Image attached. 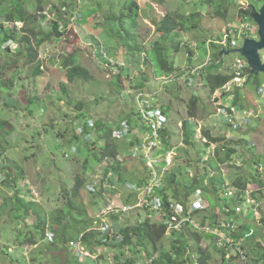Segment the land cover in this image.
Here are the masks:
<instances>
[{"label": "rangeland", "instance_id": "obj_1", "mask_svg": "<svg viewBox=\"0 0 264 264\" xmlns=\"http://www.w3.org/2000/svg\"><path fill=\"white\" fill-rule=\"evenodd\" d=\"M22 1L27 2L26 9L35 12V0ZM43 1L47 11L55 5L60 6V0ZM76 1V12L71 11L66 15L69 18L67 35L62 42L53 43L47 48L44 46L40 50L39 60L35 65L26 66L24 62L19 63V74L9 98V103L12 99L18 108H6L7 100L0 93V119L8 122L7 126L0 127V264H67L68 253L73 254V251H76L75 247L71 249L64 245H57V250L44 252L43 249H50L49 243L52 244L47 239L35 246H25L27 249L19 246L18 239L21 237V232L27 234L34 230L36 216H32V214L35 215L34 212L27 211L32 203L29 201L34 199L32 208L38 204L46 214L63 208L66 204L65 195L66 193L70 195L69 191L74 186L76 175L85 176L84 179L88 180L87 185H96L98 192L105 193L103 199L96 200V195L88 192L87 188L81 192V200L85 202L89 210V219H92L94 223L92 229L101 228V224L97 222L98 217L104 222H109L108 215L124 207L125 201L131 195L130 192L122 185L123 183H120L114 170L105 177V169L115 168L116 161L106 160L98 163L94 160L90 154L92 146H85L87 134L84 127L88 124L92 127V122L96 125L103 121L117 128L122 121L131 119L134 133L145 138L149 132L148 124L136 116L143 100L161 103L165 109L171 108L167 128L171 137L172 153L165 157L168 164L167 172L179 169L177 179L182 183H187L186 176L189 177L190 182H193L196 177L204 178L205 176L203 185L206 188L211 189L214 183L217 187L219 186L217 193L211 190L206 193L214 202V207L211 208L207 199L208 212L212 210L220 212L217 204H221L219 200H225L224 192H227V189L238 180V175L241 178L252 177L255 169H258L261 172L260 178L264 181V74L251 77L249 85L246 84L245 78L241 82L233 81L213 95L203 83L187 87L184 78L175 84L177 87L172 83H169L170 87H164V83L161 82L166 78L159 79L152 75V69L144 62L145 52H135L158 39L155 24L167 13L179 12L189 15L195 11H201L205 18L200 28L191 33H183L180 51H173L172 59L180 69L191 67L193 71L197 69L203 71V68L214 60L211 57L212 43L216 40H220L216 41V48L231 50L229 38L235 35L233 32L235 29L236 32H240V36L236 39L238 48L244 45L246 35L250 38L258 37L256 29L251 31L243 29L245 24L256 28L255 21L252 18L242 21L238 13L241 7L248 8L250 5L260 10L263 6L262 0H233V2L216 0L228 7L229 13L226 19L217 17L212 7H197L195 0L192 2L168 0L164 5H158L149 0H136L141 6H138L136 13L132 11V15L135 13L136 18L125 19L123 22L112 20L109 24L111 27L107 29H103L106 23L104 19L109 17L119 19L122 14L128 13L127 0ZM63 10L66 11V8ZM53 11L57 12L54 9ZM52 16L54 17L51 14L47 21H50ZM22 26V23L17 24L19 28ZM110 32L117 36L113 42L109 41L112 39ZM130 34L132 40L126 39ZM220 42H225V45H221ZM124 43H126L125 51L122 49ZM12 49L14 52L16 45ZM71 50L78 51L80 64L90 71L93 77L90 82L76 80L69 84L67 81V60L63 57ZM260 55L264 61V50L260 51ZM119 56L122 57L119 67L107 65L110 59L117 61ZM7 60V55H0V64L7 63ZM236 60H241L248 65L247 60L238 53L223 56L221 72L232 71ZM38 64H41L42 74L34 77L33 71ZM249 71L247 70L246 74ZM147 74L151 77V83H157L156 87H152L154 90L149 87L139 90L136 86L141 81V77ZM119 75H121L120 78ZM117 78L122 86L121 90L116 86ZM257 82L262 84L263 90H256ZM37 96L40 100L33 101L31 104V100H35ZM193 96H197L200 103L196 118L189 123L187 109ZM80 104L81 108H78ZM159 105L156 104V107ZM220 108L230 109L228 118L219 112ZM78 115L86 116V119ZM186 121L191 145L185 143V129L181 127V124ZM137 126L142 131L136 129ZM202 128L210 131L212 136H226L229 143L238 141L239 144H236L238 153L234 154L230 167L221 162L219 165L218 160L208 158V151L202 140L204 138ZM95 134L89 136L92 143ZM200 135L201 138H199ZM230 146L234 145L230 144ZM96 149L100 150V144ZM221 156H225V152H222ZM206 158H208L207 163L198 162ZM188 164L192 166L189 167L190 171L187 168ZM145 165L146 162L140 156L136 157V160L126 159V165L122 166L123 172L128 171L126 180L134 184L141 182L146 173ZM165 171L166 169L162 170L163 181L166 177ZM11 172L16 175L24 174V180L16 176L14 181V178H11ZM6 179L15 182V184L11 183L13 188L9 187V182L5 183ZM225 184L229 186L224 188ZM251 187L253 192H257L259 206L244 207L243 214L238 218L241 219V223H246L256 230L257 239L244 243L247 249H251L250 255L254 256V253L264 254V188L261 189L256 182H252ZM19 190L21 198L16 199L14 195ZM169 194L172 193L169 192ZM229 201L232 205L236 202ZM250 210L253 212L249 213ZM117 216L119 218L116 222L112 221V224L110 221L112 236L116 234V226L135 225L138 218L144 220L150 217L155 223L161 222L158 215L139 208ZM48 228L55 227L48 226ZM203 238L201 247L211 252L212 264H245L240 260L233 262L229 260V263H225L221 251L213 245L212 235L204 234ZM169 242V236L162 241L167 250H169ZM109 245L96 249L93 254L87 246L78 245L76 249L83 251L80 253L82 258L79 264L112 263L111 259L119 252V248L113 241ZM41 250L43 255L40 254ZM128 256L142 260L146 257L145 254L135 256L132 252L128 253Z\"/></svg>", "mask_w": 264, "mask_h": 264}, {"label": "trees", "instance_id": "obj_2", "mask_svg": "<svg viewBox=\"0 0 264 264\" xmlns=\"http://www.w3.org/2000/svg\"><path fill=\"white\" fill-rule=\"evenodd\" d=\"M149 1L158 5H164L168 0ZM189 1L192 2L194 0ZM195 1V5L197 7L199 6L202 8H214V13L217 17L226 19L228 16V7H226V5H221L220 2L223 0H220L218 2L216 0ZM35 2L36 10L35 12H30L25 7V5L27 4L26 1L0 0V55H7L8 58L7 63L0 64V93L2 97L7 100V102L5 103L6 108H18V105H16V103L12 99H10L11 102L9 103V98H11L13 88L15 87V80L17 79L19 74V63L24 62L26 66L35 65L39 60L38 58L40 55V50L44 46L45 48H47L53 43L58 44L59 42H62L63 38L67 35V24L69 18H67L66 15L67 13H71V11L76 12L77 9V5L75 4L77 2L76 0H60V6L55 5L51 10L48 9V11L45 10V1L35 0ZM231 2H233V0H231ZM222 4H224V2ZM138 6H140V4H138L136 0H127L126 8L129 9V14L124 13L119 19H116L114 17L104 19L106 23L105 25H103V29L111 27L109 26V24L110 22H112V20L123 22V20L125 19L136 18L135 13ZM65 8L66 11L63 10ZM53 9L57 10V12L54 13ZM254 10L256 9L251 5L248 8L241 7L238 13V17L242 21H245L248 18L250 19L251 13ZM132 11L135 12L134 15H132ZM51 14H53L54 17L52 16V19H49L50 21H47L48 17ZM204 18L205 15H203L201 11H195L189 15L181 14L179 12H169L158 23L155 24L157 26L158 39L150 42L143 49H137L135 51L139 53L145 52L146 57L144 58V62L150 69H152V75H154L155 78H166L163 79V82H161L164 83V87H170L169 83H172L175 86V84H178V81H182L184 78V82L187 84V87L193 86L194 84H197L196 86H198L199 84L203 83V85L207 87L210 93L213 95L216 91L223 89L229 83L234 81L236 77L234 69H232V71H230L229 73H222L220 70L222 63V57H220V53L222 49L216 48V41L219 42L220 40H216L212 43L213 52L211 54V57L214 60H211L212 63L207 64L206 67L203 68V71L200 70L198 73L193 74V68L190 69L191 67L184 69L178 68L176 66V63L172 59V52L180 51L181 38L183 33L187 34L198 30ZM18 23H22L23 26L21 28L17 27ZM11 24L14 25L11 26ZM110 35L112 36V39L109 40L110 42H113L115 38L117 39L115 33L110 32ZM131 36V34L130 36L128 35L126 39L129 38L130 40H132ZM121 37L124 38L122 34ZM229 40L232 41L231 38ZM14 45H16V49L14 52H12V48ZM125 46L126 43H124V45L122 46V49H124V51ZM78 54L79 53L77 50H71L70 53L64 55L65 57H63L65 58V60H67L66 75L69 84L74 83L76 80H82L87 83L90 82L93 78L91 77L90 71L80 64ZM120 56L124 57V55ZM120 56L117 58V61H113L110 59L107 65L111 67H119L120 58H122ZM41 68V64L35 66L33 71L34 77L42 74ZM122 70H124V68ZM120 76L121 75H119V78ZM191 77L194 79L193 83L190 82ZM251 77H255V75H253L250 70L246 75L247 85L251 83ZM119 78H117L118 81L116 82V86L119 88V90H121L122 86L119 83ZM150 80L151 77H149L148 74L144 75V77H141V81L137 84L136 87H138L139 90H142V88L144 89L145 87H149L151 90H154V88L152 87H156L157 83H151ZM257 85L258 87H256V90H260L262 88V84L260 82H257ZM39 100L40 98L37 96L35 100H31V104L33 101L38 102ZM199 100L200 99L197 96H193L189 101L187 112L190 118H196L198 105L200 103ZM156 104L160 105L156 107ZM153 105L156 108H161L169 120V117L171 115L170 107H167V109H165L161 103L157 102H154ZM78 108H81V104L78 105ZM136 116H139L141 118L139 112L136 114ZM78 117H83L86 119V116L84 117L83 115H78ZM124 122L131 126V119H126L125 121H122L118 125V127H120ZM187 124V122L183 123L185 129L184 140L187 145H191L192 141L190 140V136L187 133ZM7 125L8 122L1 121L0 119V127ZM85 126L88 128L86 129V127H84L85 134L94 135L96 133L93 143L90 142L91 140L86 139L85 141L86 147L92 146V153L90 154L92 155L94 160L98 163H102L106 160L116 161L115 168L105 169V177H107L109 173L113 172L114 170V172L119 177L120 183H123L124 185L126 182H128V180H126L128 171L126 170L125 172H123L122 166L126 165V159H129L130 154H132V146L134 147L135 143L140 141V137L137 136L135 140L132 139L131 141L127 139L116 140L113 137V132L116 128L112 124L103 121H100L98 124H96L95 128H91L89 124ZM168 131L169 128H166L164 131H162L163 136H165L166 139V147L163 151L164 154L172 150V147H170L171 137L169 136ZM210 133L211 132L208 130L203 131V134L209 141L208 144H204V147H209L211 143L219 145L220 148H218L217 151L219 155L217 164L221 162L230 167L233 161L234 154L238 153L236 149V144H239L238 141L229 143L226 136L215 137ZM131 134H135L133 127L131 129ZM138 134L140 135V131H138ZM99 144L100 150L97 151L96 148ZM230 144L234 146L231 147ZM221 148L226 150L225 156H220V154L222 153ZM198 162L200 163V161ZM255 163L259 164L258 162ZM165 165L167 164L164 163L163 167H165ZM87 166L88 163L86 162L85 167L87 168ZM189 167L192 166L188 164L187 168L190 169ZM177 170L179 169H173L170 173L168 172V174H166V177L163 181V188L160 191L165 195V201H167V204L168 200L170 199V197L167 195V192H171V198H175L183 204H187L188 197L199 188L204 189L205 194L210 190L211 192H218L217 188L219 186L217 187L216 183L213 184V190L212 188L209 189L203 185L205 176L204 178L196 177L193 182H190L189 177L186 176L187 183L179 182L177 179L179 176ZM254 172V176L247 178H241L240 175H238V180L233 183V187L237 190V192L249 189L252 182H256L261 189L264 188V181L260 178L261 172L258 169H255ZM84 173L86 174V171ZM181 174L183 173L181 172ZM152 175V173L149 175L150 179L152 178ZM16 176L20 180H24V174L20 173L16 175V173L14 174L11 172V178L13 177L14 181ZM84 178L85 176L83 177L80 174L75 176L74 186L72 190L69 191L71 192L70 195H67V193L65 195V206L59 210L51 212L50 214H46L45 210H43V208H41V206L37 203V206L32 208V204H34L35 201L34 199L29 201V203H32H30L27 211L35 213V215L32 214V216H36V222L33 226L34 230L30 231L27 234L21 232V237L18 239L20 247L25 249V246H35L47 239L54 246L49 243V247L51 248L43 249L44 252L46 250H57V245H64L71 249H74V247L71 246V243L75 242L77 244H80V246H87L89 251H91V253L93 254L96 252V249L103 246L108 247L110 246V242L113 241L117 243L116 246L119 248V252L115 254L113 259H111L112 263L110 264H138L142 262L143 264H195L197 262L198 264H212L211 262L213 260V257L211 252L201 247V243L204 240L203 235L188 230L181 233L173 232L172 235L169 236L167 234L166 227H164L159 222H153L150 217L145 218L144 220L138 218L135 225L127 224L123 227L116 226V234L112 236L110 233L113 232V230L110 221L116 222V220H118L119 218L117 215L120 214L111 213L108 215V219H110L109 222L104 223L103 219L100 217H98L97 219L98 224H101V226L106 229L107 233H104L101 228L92 229V226L94 225L93 220L89 219V210L86 207L85 202L81 200V192L84 191L88 184V180H85ZM150 179H147L143 176V180L141 181V183L148 184V181ZM14 181H9L6 179L5 183L9 182V187L13 188V186H11V183L13 182V184H15ZM222 184L223 181L221 180V187L223 186ZM93 187L95 191L92 194L96 195L95 199H103L105 193L102 194L101 192H98L96 185H93ZM221 187L220 189L222 190ZM20 194L21 191L19 190L16 195H14V197L16 199H20ZM184 197L185 200H183ZM252 197L255 199L258 198L256 191L252 192ZM209 200L211 208L214 207V202L211 200V198H209ZM135 202L136 198L131 194L125 201V204H134ZM237 202L242 205L244 199L240 198L239 196ZM251 210L249 213L253 212ZM210 213V215L203 216L204 220L202 221V224H205V220L207 221V219L216 216L215 212L213 213V210L210 211ZM237 219L239 220V218ZM211 223L213 222L211 221ZM48 226H54L55 228H48ZM56 228H58V230ZM251 228L253 227L246 223H240V233L236 236L237 240L244 237V235L248 231H250ZM52 231H55L56 233L53 234ZM167 236L170 237L168 248L169 250H167L165 245L162 244V241ZM256 236L257 234L255 233V236L252 240H256ZM258 247H260L259 243ZM43 250L40 251V254L42 255ZM218 250L221 251L219 248ZM247 251L249 256L252 258L250 259L252 263L264 264V254L259 255V253H254V256H251V249H247ZM130 252H132L135 256L145 254L146 259H132V257L128 256V253ZM221 253L223 255L224 261H226L225 263H229V260L226 259L227 253L224 251H221ZM192 255L195 256V259H192ZM81 258L82 257H78L76 251H73V254L68 253L67 264H79ZM236 259L237 257L233 254V258L230 260V262H233ZM94 264L98 263L94 262Z\"/></svg>", "mask_w": 264, "mask_h": 264}, {"label": "built area", "instance_id": "obj_3", "mask_svg": "<svg viewBox=\"0 0 264 264\" xmlns=\"http://www.w3.org/2000/svg\"><path fill=\"white\" fill-rule=\"evenodd\" d=\"M243 29H248L249 31L256 29L258 33V27L256 28L245 24ZM233 37H231L232 41L230 43L231 50H236L238 48L237 38L240 36V32H236V29L233 31ZM229 36H227L228 38ZM246 38H250L246 35ZM258 38V37H257ZM253 38V39H257ZM230 39V38H229ZM223 41V40H222ZM221 45H225V42H220ZM241 48V47H240ZM226 50V49H224ZM233 69L235 71L236 77L234 81L241 82L242 80H246L247 70H250L249 66L242 62L241 60H236ZM199 71H193L192 73H198ZM190 82L193 83L194 79L191 77ZM260 90H263L261 88ZM154 100V98H152ZM144 105V106H142ZM219 112L228 118V114L230 109L220 108ZM139 113L141 115V120L148 124L149 132L145 136V138L137 145L133 147V156L134 157H142L148 162L149 168L152 170L153 175L152 178L148 181V184L143 185H128V188L137 193V201L135 204H125L122 209L119 211H113L111 213H120V212H130L136 208L145 209L155 215H158L161 218V224L166 227L168 234H172L173 232H185L191 230L192 232H197L201 235L209 234L214 238V245L219 248L221 251L226 252V259L231 260L233 258V254L237 257L236 260H240L245 264H255L252 263L250 259H252L247 249L244 246V243L252 240L255 236V229L251 228L244 237L237 240L236 236L240 233V223L241 219H237L238 216L243 214L244 207H252L257 208L259 206V202L257 199L252 197L253 189L249 187V189L241 192H237V190L231 185L227 189V192L223 194L224 201H220L221 204H217V207L220 209V212H215L216 216L213 218L205 220V224H202L204 220L203 216L210 215L208 212L209 197L205 194L204 189L199 188L194 191L188 197V203L183 204L180 201L169 200L168 204H165L164 199L161 194V189L163 188V179L161 175H159L157 170V164L159 163V158H155L154 153L163 148V132L167 128L168 117L164 114L161 108L154 107L152 101L143 100L140 104ZM225 118V120H227ZM94 124L92 123V127ZM132 127L127 123L121 124L120 127H117L113 132V137L116 140H132L131 136ZM131 137V138H130ZM203 142H207L204 138ZM219 145L212 143L209 147L208 158L218 160L219 155L217 153ZM222 152L226 150L221 148ZM169 155V154H168ZM212 155V156H211ZM221 156V154H220ZM208 158L204 159L207 161ZM220 165V164H219ZM229 184H225L224 188L228 187ZM88 189L90 191H94L93 186H89ZM244 199L243 204H239L237 202L238 197ZM208 199V200H207ZM229 200L236 201L234 205L230 204ZM210 202V200H209ZM211 205V204H210ZM212 217V216H210ZM223 219L221 220V218ZM211 221L213 223H211ZM105 223V222H104ZM101 229L104 233H107L106 229L101 226ZM77 245V246H76ZM72 247L78 248V244L75 242L71 243ZM77 251L78 257L80 253H82V249H75ZM189 253V252H188ZM192 259H195V256L192 255ZM191 259V260H192ZM195 264H198L195 263Z\"/></svg>", "mask_w": 264, "mask_h": 264}, {"label": "water", "instance_id": "obj_4", "mask_svg": "<svg viewBox=\"0 0 264 264\" xmlns=\"http://www.w3.org/2000/svg\"><path fill=\"white\" fill-rule=\"evenodd\" d=\"M260 10H254L251 18L258 27V38H246L244 45L236 50H222L220 57L238 53L242 55L248 63L253 75L258 76L264 74V61L261 58L260 51L264 50V0Z\"/></svg>", "mask_w": 264, "mask_h": 264}, {"label": "clouds", "instance_id": "obj_5", "mask_svg": "<svg viewBox=\"0 0 264 264\" xmlns=\"http://www.w3.org/2000/svg\"><path fill=\"white\" fill-rule=\"evenodd\" d=\"M257 26V25H256ZM224 50V49H223ZM225 51H229V50H225ZM198 71L199 70H201V69H197ZM251 70V69H250ZM193 119H195V118H190L189 120H188V122L190 123V121L191 120H193ZM187 122V121H186ZM93 123V122H92ZM94 124V123H93ZM181 127L182 128H184V126H183V123L181 124ZM91 128H95V124H94V126L93 127H91ZM138 129H139V127H137ZM136 128V129H137ZM202 130H204L203 128H202ZM140 131H142V129H140ZM202 132V131H201ZM87 136V140H90L89 139V136H91V135H86ZM131 136H132V139H134L135 140V138L138 136V135H136V134H131ZM140 137V136H139ZM163 137V142H164V145H163V148H161V149H158L155 153H154V156L153 157H155V158H159V163L156 165L157 166V170H158V173H159V175H162V170L163 169H166V171H165V173L166 174H168V170H167V168H168V164H167V162H166V159H165V157L168 155V154H170V153H172L171 151L170 152H168V153H166V154H164V148L166 147V139H165V136H162ZM202 136L200 135V137L199 138H201ZM203 137L207 140V142H205V144H208L209 143V141H208V139L205 137V135L203 134ZM170 138V137H169ZM203 138V139H204ZM144 138H141L140 137V141L139 142H136L135 143V145H137V144H139L142 140H143ZM170 141H171V138H170ZM170 144H171V146L170 147H172V143L170 142ZM212 144V143H211ZM210 144V145H211ZM210 147V146H209ZM209 147H206V149H207V151H208V153H209ZM219 148H220V146H219ZM172 149V148H171ZM75 150H76V148H75ZM132 151H133V146H132ZM74 153H76V151L74 152ZM208 153H207V155H208ZM130 158H132L133 160H136V157H134L133 156V153L132 154H130ZM211 160H214V159H211ZM144 161L146 162V173H145V175H144V177H146L147 179H149L150 178V174L152 173L153 174V172H152V170L149 168V166H148V162L144 159ZM200 162L202 161V162H205V163H207V161H204V160H199ZM139 162H140V160H139ZM164 163H166L167 165H165V167H163V164ZM189 171H190V169H189ZM198 178V177H197ZM201 178V177H200ZM164 184V183H163ZM123 185V184H122ZM128 185H143L141 182H138V184H134V183H130V182H126L125 184H124V186H125V188L127 189V191H129L130 192V194H132V195H134L135 196V198H136V201H137V193L136 192H134V191H132V190H130L129 188H128ZM89 186H93V185H91V184H89V185H87V190H88V192H91V193H94V191H90L89 189H88V187ZM161 194H162V197H163V199H164V201H165V195L161 192ZM167 195L170 197V199L171 200H175V201H179V200H177V199H175V198H171L172 197V194H169V192H167ZM182 198V197H181ZM169 199V200H170ZM168 200V201H169ZM183 200H185V197H184V199ZM136 203V202H135ZM134 203V204H135ZM165 204H167V201H165L164 202ZM136 209H138V208H136ZM139 209H141V208H139ZM135 210V209H134ZM144 210V209H143ZM133 211V210H132ZM131 212V211H130ZM122 212H120V214H121ZM160 223V222H159ZM186 232V231H185ZM167 234H168V232H167ZM169 236H171L170 234H168ZM79 246H80V244H78ZM213 245H214V243H213ZM215 246V245H214ZM80 248V247H79ZM25 249H27V248H25ZM91 258H92V255H91Z\"/></svg>", "mask_w": 264, "mask_h": 264}]
</instances>
